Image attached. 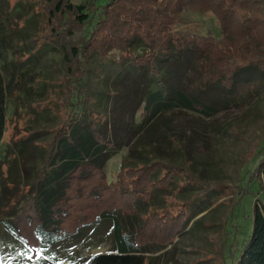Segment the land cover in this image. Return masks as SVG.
Wrapping results in <instances>:
<instances>
[{
  "label": "trees",
  "instance_id": "trees-1",
  "mask_svg": "<svg viewBox=\"0 0 264 264\" xmlns=\"http://www.w3.org/2000/svg\"><path fill=\"white\" fill-rule=\"evenodd\" d=\"M188 11L214 16L219 35L180 27ZM0 61L7 72L0 70V147L9 94L29 117L27 141L37 124L54 122L52 137L41 141L36 180L0 209V244L35 264H151L203 223L225 187L195 176L189 163L148 154L146 161L126 157L111 180L105 166L119 149L105 128L119 96L114 85L146 80V122L183 108L213 115L172 80L188 66L205 74L202 91L231 90L244 72L264 75V0H0ZM252 91L264 97V87ZM24 142L15 145L23 160ZM258 155L246 187L256 182L264 192V152ZM250 220L230 264H264V203L254 205ZM106 221L113 224L110 251L90 257L82 248L56 249Z\"/></svg>",
  "mask_w": 264,
  "mask_h": 264
},
{
  "label": "rangeland",
  "instance_id": "rangeland-1",
  "mask_svg": "<svg viewBox=\"0 0 264 264\" xmlns=\"http://www.w3.org/2000/svg\"><path fill=\"white\" fill-rule=\"evenodd\" d=\"M72 1L79 4L83 0ZM179 20L180 27H187L194 33L219 35V25L212 15L188 11ZM15 43L16 40L9 41L11 47ZM0 70L6 77L1 61ZM179 72L172 84L197 97L215 113L207 115L183 108L162 113L160 117L146 122L141 118L144 109L141 96L146 80L131 79L114 85L119 96L111 102L105 133L109 140L117 144L119 151L108 160L105 169L108 177L116 180L126 157L146 161L148 154L179 164L189 163L195 176L223 183L225 188L221 197L209 209L203 225L190 227L175 240L172 247L155 255L158 257L151 264H230L231 251L250 233L252 208L259 202L264 203V192L260 191L258 183H253L248 189L246 187L255 159L264 152V97L252 91L253 87H264V75L255 70L247 71L238 77L231 90L213 88L202 91L201 86L206 80L204 73L188 66ZM9 97L7 131L0 147V163H5L0 170V209L10 204L11 197V204L14 205L16 195L26 190L24 185L36 180L44 156L41 141L52 137L47 132L54 125L53 121L48 127L37 124L32 129L37 133L35 140L27 141L29 117L25 111L18 113L17 100L11 94ZM19 141L24 144V141L29 142L25 160L15 152ZM246 189L249 193L242 196ZM197 190H191L192 194ZM4 230L0 224V233ZM94 236L97 240L86 247L85 242ZM112 244L113 224L106 221L83 232L80 237L58 245L56 249L73 252L82 248L86 256L93 257L110 251ZM17 255L15 250L4 249L0 244V264H35L19 259ZM70 263L69 260L60 262Z\"/></svg>",
  "mask_w": 264,
  "mask_h": 264
},
{
  "label": "snow or ice",
  "instance_id": "snow-or-ice-1",
  "mask_svg": "<svg viewBox=\"0 0 264 264\" xmlns=\"http://www.w3.org/2000/svg\"><path fill=\"white\" fill-rule=\"evenodd\" d=\"M29 259H31V258H29Z\"/></svg>",
  "mask_w": 264,
  "mask_h": 264
}]
</instances>
